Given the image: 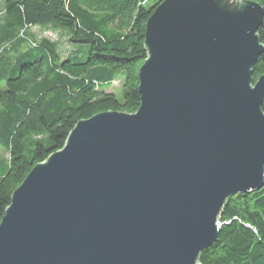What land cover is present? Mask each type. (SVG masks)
<instances>
[{
    "label": "water",
    "instance_id": "95a60500",
    "mask_svg": "<svg viewBox=\"0 0 264 264\" xmlns=\"http://www.w3.org/2000/svg\"><path fill=\"white\" fill-rule=\"evenodd\" d=\"M263 9L161 0L133 113L79 120L0 219V264H200L235 194L264 184Z\"/></svg>",
    "mask_w": 264,
    "mask_h": 264
},
{
    "label": "trees",
    "instance_id": "16d2710c",
    "mask_svg": "<svg viewBox=\"0 0 264 264\" xmlns=\"http://www.w3.org/2000/svg\"><path fill=\"white\" fill-rule=\"evenodd\" d=\"M160 1L2 0L0 146L8 157H0V219L13 190L62 148L76 122L137 110L145 23ZM251 1L263 9L256 80L264 75V0ZM32 26L62 30L75 50L61 57L56 42L32 36ZM115 79L121 80L120 98L103 91ZM218 220L217 240L201 251L200 264H264V184L231 196Z\"/></svg>",
    "mask_w": 264,
    "mask_h": 264
},
{
    "label": "rangeland",
    "instance_id": "374dc122",
    "mask_svg": "<svg viewBox=\"0 0 264 264\" xmlns=\"http://www.w3.org/2000/svg\"><path fill=\"white\" fill-rule=\"evenodd\" d=\"M2 5H3L2 0H0V16L2 14V8H3ZM29 31L35 39L47 38L50 41L56 42L61 57H65L69 53L75 50V47L67 41V35L62 30L32 26L29 27ZM81 46H83L84 48L86 47V45H81ZM252 79L253 81L251 86L253 87L257 79L254 80L253 76ZM120 88H121V80L115 79L111 82L109 86L103 88V91L107 93H113L118 98H120L121 97ZM0 157H4V158L8 157V153L1 146H0Z\"/></svg>",
    "mask_w": 264,
    "mask_h": 264
}]
</instances>
